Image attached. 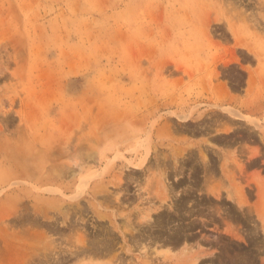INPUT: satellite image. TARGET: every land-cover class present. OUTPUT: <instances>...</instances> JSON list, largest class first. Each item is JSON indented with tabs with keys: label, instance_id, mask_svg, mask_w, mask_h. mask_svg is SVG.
Wrapping results in <instances>:
<instances>
[{
	"label": "rangeland",
	"instance_id": "1",
	"mask_svg": "<svg viewBox=\"0 0 264 264\" xmlns=\"http://www.w3.org/2000/svg\"><path fill=\"white\" fill-rule=\"evenodd\" d=\"M0 264H264V0H0Z\"/></svg>",
	"mask_w": 264,
	"mask_h": 264
}]
</instances>
